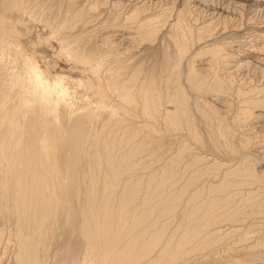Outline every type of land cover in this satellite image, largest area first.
<instances>
[{
	"label": "bare ground",
	"instance_id": "obj_1",
	"mask_svg": "<svg viewBox=\"0 0 264 264\" xmlns=\"http://www.w3.org/2000/svg\"><path fill=\"white\" fill-rule=\"evenodd\" d=\"M152 1L0 0V264H264V0ZM104 8L100 57L55 36L84 80L32 46ZM163 28L161 85L132 60Z\"/></svg>",
	"mask_w": 264,
	"mask_h": 264
},
{
	"label": "rangeland",
	"instance_id": "obj_2",
	"mask_svg": "<svg viewBox=\"0 0 264 264\" xmlns=\"http://www.w3.org/2000/svg\"><path fill=\"white\" fill-rule=\"evenodd\" d=\"M183 1L184 0H179L177 5H179V6L182 5ZM53 2L54 1H52V3ZM67 2H66V0H55V6L56 7H59V6L65 7ZM152 3L155 6L159 5L158 8L161 5V2H158V0H154L151 2V4ZM129 8H130V6H129ZM53 14L48 16V17H55L56 18V16H57V22L56 23L60 25L62 22H64V24L62 25V27L60 28L59 31L52 32L53 29L49 28V27H45L43 25L42 21L39 20V21L34 22L35 27H33L34 29L30 33V37L35 40V43L32 44V46L35 49H38L39 51L43 52L44 54H47L48 59H51V60L54 59L53 61H55V62L58 61L56 63V66H57L56 68L58 70L64 71L67 74L71 75L72 76L71 78H74V79L81 78L84 80L87 77V75L85 72H83V73L80 72L81 68L79 66L82 63L79 64L78 66H75V64H74L75 61L73 59L69 60L65 56L60 57L58 55V53H56L57 48H58V41H57L55 36H58L61 33H68V34H70L69 38L74 40L71 45L77 46L78 50L83 52L85 55H90V56L93 55L94 57H96V56L100 57L101 56L100 52L102 51L103 48H102V46L101 47L99 46V40H98L99 36L101 34L111 33L114 29H117V28L113 27L112 25H109V21L111 20V18H113V12H112V10L109 11L108 8H104L103 14H102L103 17H102V15L100 17L86 15L87 19L89 20L88 21L89 24L87 26L83 25L85 22H81V21H83L84 18L79 19L76 17V18H74L75 21L73 23H71L70 20L67 19V18L71 17L70 16L71 14L64 13L63 11L60 13L57 12L56 15H53ZM93 14H95V13H93ZM45 19H47V18H45ZM226 19H228V17L220 21L221 27H227L225 32L222 33L221 36H218L216 34L215 37L213 36L212 38H210L206 41L204 40L202 43L198 44L197 47L207 45L209 43L220 42L223 40L230 41L231 39L242 36L243 34H245L246 31H249L251 29H255V27H253L254 23L252 22V20H249L247 17H244L243 14L240 16H237L234 19L233 18H229V20H226ZM78 22H81V23H79L78 25H75V23H78ZM165 31H166V28H163L161 31H159L158 33L153 35L152 39L146 40L142 44V46L139 48V50H137L138 51L137 55L132 60V62L134 64H136L142 68V70H143L141 72L142 76L154 75L159 80V83L161 85L165 84V80H163V78L168 73L167 69H168L169 62L171 61V59H170L171 54L172 55L174 54L172 52L171 47L168 44V40H167ZM48 36H50V37H48ZM39 37L40 38L42 37L41 38L42 41H40V42H38ZM45 38H47V40H45ZM55 45H57V46H55ZM53 46L56 48H54ZM53 52H54V54H53ZM43 59L44 58H42V60H41L42 62H43ZM71 84L74 87V90H76V96H77L76 101L78 102L77 106L84 104L83 99L87 96V94L89 95V97H93L92 90L89 89L87 86H85L83 84L78 85L76 82L73 83V80L71 81ZM173 143H174V141L170 140V141L166 142V145H172ZM158 144H159L158 145V147H159L158 153H159L162 151V147H163V145H165V142L162 139Z\"/></svg>",
	"mask_w": 264,
	"mask_h": 264
}]
</instances>
